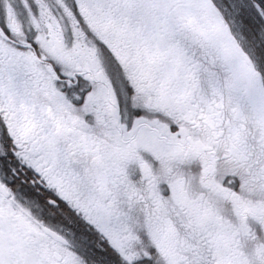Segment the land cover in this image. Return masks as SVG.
<instances>
[{
  "label": "snow or ice",
  "instance_id": "snow-or-ice-1",
  "mask_svg": "<svg viewBox=\"0 0 264 264\" xmlns=\"http://www.w3.org/2000/svg\"><path fill=\"white\" fill-rule=\"evenodd\" d=\"M0 264H264V0H0Z\"/></svg>",
  "mask_w": 264,
  "mask_h": 264
}]
</instances>
